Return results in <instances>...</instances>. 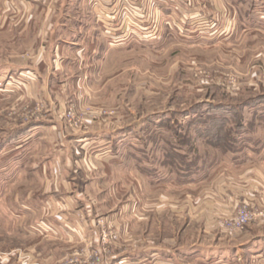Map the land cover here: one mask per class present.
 I'll use <instances>...</instances> for the list:
<instances>
[{"label": "rangeland", "instance_id": "374dc122", "mask_svg": "<svg viewBox=\"0 0 264 264\" xmlns=\"http://www.w3.org/2000/svg\"><path fill=\"white\" fill-rule=\"evenodd\" d=\"M203 9L0 0V264H252L264 250L255 208L212 238L200 211L214 187L264 178V23ZM190 220L188 257L172 239Z\"/></svg>", "mask_w": 264, "mask_h": 264}, {"label": "crops", "instance_id": "0c3cea01", "mask_svg": "<svg viewBox=\"0 0 264 264\" xmlns=\"http://www.w3.org/2000/svg\"><path fill=\"white\" fill-rule=\"evenodd\" d=\"M189 4L190 6L194 7V15L197 14V7H203V11L205 12V16L207 17V19L212 18V20H214V22L218 24H224V22L230 21L231 19L229 18L237 19V21L240 23H264V0H189ZM88 34L95 35V33L93 32H89ZM99 34L101 35L102 32H100ZM102 37L105 38L106 35L103 34ZM234 179L235 182L227 185V187L225 186L226 184H224L223 186H216L213 188V190L209 191V193H205V201L202 203L203 207H201L202 204L200 203V211L201 213L205 214V218L207 221V226L205 227L204 232L207 236L209 235L210 238H212L215 228L220 224V226H222V223L220 222H222L224 218L232 214L234 215V213H236L243 204H248L252 208H255V217L258 219L254 220L251 223L253 225H256V227H260L258 228V231L259 229L262 230L264 228V225L259 223L262 220L261 214L264 213V178H254L248 174H244L242 178H238L239 180H237L236 177H234ZM193 199H195V202H190L189 207H194L195 209H197L195 207L197 206L196 197H193ZM192 229L193 224H191L190 220L185 225V227L182 228V230L180 227L177 229V234L172 239V241L174 242L172 246H176L177 251H179V248L182 247L187 248L185 249V251L188 250V257H190L192 253H194L197 239H195V235L190 234L189 236H192L193 240H191V238L189 237L187 243L185 242V240H183L182 242L181 235H184L185 233L182 234L181 231L184 232L188 230L190 232L192 231ZM235 231L227 232L232 233ZM261 234L262 236H260L258 239L264 241V233ZM227 239L223 240L220 237L217 239V241L226 242L234 238L229 240ZM165 241L157 246L158 254H161L163 258H168L171 262H176V260L179 261L182 258L183 260L185 259V256H181L178 253H175L176 250H174L173 253L172 250L168 249L170 245H167L168 242ZM256 241L258 240L256 239ZM248 245L249 243L243 245L240 244L238 245V247H244ZM238 256L239 255H237V257ZM163 261H165V259H163ZM219 262L222 264H227L226 259H223V261ZM249 263L264 264V250L254 254Z\"/></svg>", "mask_w": 264, "mask_h": 264}, {"label": "built area", "instance_id": "2783aa9c", "mask_svg": "<svg viewBox=\"0 0 264 264\" xmlns=\"http://www.w3.org/2000/svg\"><path fill=\"white\" fill-rule=\"evenodd\" d=\"M253 215L251 206L243 204L233 217L225 218L221 223L228 231L240 230L251 221Z\"/></svg>", "mask_w": 264, "mask_h": 264}]
</instances>
